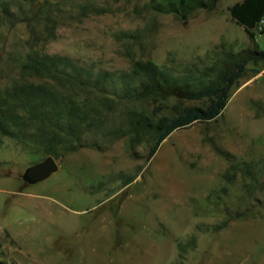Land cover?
Here are the masks:
<instances>
[{
  "label": "rangeland",
  "instance_id": "rangeland-1",
  "mask_svg": "<svg viewBox=\"0 0 264 264\" xmlns=\"http://www.w3.org/2000/svg\"><path fill=\"white\" fill-rule=\"evenodd\" d=\"M241 1L187 19L151 0H7L12 21L0 6L2 108L24 116L12 88L42 79L104 117L84 146L53 155L58 171L35 184L21 175L49 155L0 132V264H264L263 61L248 64L260 71L244 72L221 115L173 131L151 159L155 132L134 124L204 101L137 98L110 83L83 91L26 68L49 54L85 75L117 76L141 60L199 81L225 52L253 46L230 13ZM255 32L264 49L258 24Z\"/></svg>",
  "mask_w": 264,
  "mask_h": 264
},
{
  "label": "trees",
  "instance_id": "trees-1",
  "mask_svg": "<svg viewBox=\"0 0 264 264\" xmlns=\"http://www.w3.org/2000/svg\"><path fill=\"white\" fill-rule=\"evenodd\" d=\"M6 1L0 0V6L5 18L12 21L14 13ZM26 1L31 5L42 3V0ZM151 1L157 10L174 12L187 19L197 8H213L219 0ZM230 13L236 23L244 28L253 46L225 52L217 67H209L215 71L214 74L207 73V77L199 81L172 75L153 61L141 60L135 62L131 72L117 76L104 70L97 73L87 71L85 75L84 67L73 63L69 57L49 54L31 56L33 63L26 64V68L35 71L39 77L65 80L83 91L92 87L103 92L110 83L113 86L123 85L127 95L132 93L137 98L166 100L174 97L178 100L204 101V105L187 106L173 116L163 115L154 122H149L148 118L141 119L134 124L135 130L143 126L155 132V143L148 155V159H151L173 131L196 122L212 121L221 115L231 97L232 86L248 69V64L264 62V49L260 48L255 32V27L264 18V0L237 2L230 7ZM133 79L138 82L133 84ZM12 93L18 98L25 115L20 116L14 109H3L0 105V132L36 144L44 155H63L84 146L82 135L91 128H101L104 123L103 114L87 105L85 99H78L75 95H59L56 85L48 80L29 79L15 83Z\"/></svg>",
  "mask_w": 264,
  "mask_h": 264
},
{
  "label": "water",
  "instance_id": "water-1",
  "mask_svg": "<svg viewBox=\"0 0 264 264\" xmlns=\"http://www.w3.org/2000/svg\"><path fill=\"white\" fill-rule=\"evenodd\" d=\"M248 70L259 72L257 68H248ZM64 156L61 155L59 159ZM59 169V161L53 156L49 155L44 160L35 163L25 169L22 173V179L28 184H35L49 178L53 173Z\"/></svg>",
  "mask_w": 264,
  "mask_h": 264
},
{
  "label": "built area",
  "instance_id": "built-area-1",
  "mask_svg": "<svg viewBox=\"0 0 264 264\" xmlns=\"http://www.w3.org/2000/svg\"><path fill=\"white\" fill-rule=\"evenodd\" d=\"M259 33L264 34V18L258 23Z\"/></svg>",
  "mask_w": 264,
  "mask_h": 264
},
{
  "label": "crops",
  "instance_id": "crops-1",
  "mask_svg": "<svg viewBox=\"0 0 264 264\" xmlns=\"http://www.w3.org/2000/svg\"><path fill=\"white\" fill-rule=\"evenodd\" d=\"M264 72V71H263Z\"/></svg>",
  "mask_w": 264,
  "mask_h": 264
}]
</instances>
